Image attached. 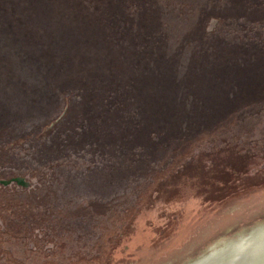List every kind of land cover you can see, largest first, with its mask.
<instances>
[{
	"label": "rangeland",
	"instance_id": "obj_1",
	"mask_svg": "<svg viewBox=\"0 0 264 264\" xmlns=\"http://www.w3.org/2000/svg\"><path fill=\"white\" fill-rule=\"evenodd\" d=\"M264 140V0H0V264H133Z\"/></svg>",
	"mask_w": 264,
	"mask_h": 264
},
{
	"label": "water",
	"instance_id": "obj_2",
	"mask_svg": "<svg viewBox=\"0 0 264 264\" xmlns=\"http://www.w3.org/2000/svg\"><path fill=\"white\" fill-rule=\"evenodd\" d=\"M259 222H264V140L236 161L133 264H190L209 244L238 238Z\"/></svg>",
	"mask_w": 264,
	"mask_h": 264
},
{
	"label": "clouds",
	"instance_id": "obj_3",
	"mask_svg": "<svg viewBox=\"0 0 264 264\" xmlns=\"http://www.w3.org/2000/svg\"><path fill=\"white\" fill-rule=\"evenodd\" d=\"M190 264H264V222L251 225L238 238L209 244Z\"/></svg>",
	"mask_w": 264,
	"mask_h": 264
}]
</instances>
